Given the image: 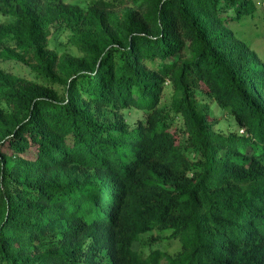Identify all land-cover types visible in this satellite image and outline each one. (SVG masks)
<instances>
[{
    "label": "trees",
    "instance_id": "obj_1",
    "mask_svg": "<svg viewBox=\"0 0 264 264\" xmlns=\"http://www.w3.org/2000/svg\"><path fill=\"white\" fill-rule=\"evenodd\" d=\"M255 11L0 0V62L33 76L0 69V264H264V62L233 30ZM61 27L77 55L47 49Z\"/></svg>",
    "mask_w": 264,
    "mask_h": 264
},
{
    "label": "rangeland",
    "instance_id": "obj_2",
    "mask_svg": "<svg viewBox=\"0 0 264 264\" xmlns=\"http://www.w3.org/2000/svg\"><path fill=\"white\" fill-rule=\"evenodd\" d=\"M256 11L253 18L245 20L242 24L234 26L238 36L244 39L255 52L258 59L264 62V1L254 0ZM7 19L0 16V24L6 22ZM69 32L65 27L52 30L50 37L48 38L47 49L57 53L59 56L71 54L77 55V53L70 47L69 44ZM0 69L4 72L14 75L18 78L25 79L26 81H33V76L29 73L28 69L24 66L7 61L0 62ZM198 99L209 102V100L204 96H199ZM164 102H168V91L163 98ZM211 109L213 112V120L219 121V126L216 128L217 132L225 134L229 128L225 125L226 115H222L218 109H216L215 104L210 102ZM177 245L174 244L172 247H168L169 252L175 251ZM163 249V247H161Z\"/></svg>",
    "mask_w": 264,
    "mask_h": 264
}]
</instances>
